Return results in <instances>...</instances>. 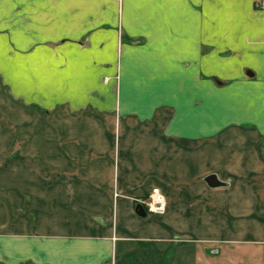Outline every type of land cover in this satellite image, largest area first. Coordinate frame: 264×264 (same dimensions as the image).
Returning <instances> with one entry per match:
<instances>
[{"label": "crops", "instance_id": "crops-1", "mask_svg": "<svg viewBox=\"0 0 264 264\" xmlns=\"http://www.w3.org/2000/svg\"><path fill=\"white\" fill-rule=\"evenodd\" d=\"M118 1L126 40L112 35L101 49L97 39L70 55L0 35V75L23 101L58 107L61 121L47 129L50 154L27 187L7 186L20 178L0 166V264H209L212 254L232 260L235 247L253 255L264 246V10L256 7L264 0L109 4ZM103 71L119 76L115 96L99 82ZM97 94L105 131L64 127L84 120L73 115ZM112 109L155 125L153 135L132 143L124 123L126 142L103 144ZM81 135L93 137L74 139ZM211 174L227 186L208 187ZM153 188L164 213L138 217L135 199Z\"/></svg>", "mask_w": 264, "mask_h": 264}, {"label": "rangeland", "instance_id": "rangeland-1", "mask_svg": "<svg viewBox=\"0 0 264 264\" xmlns=\"http://www.w3.org/2000/svg\"><path fill=\"white\" fill-rule=\"evenodd\" d=\"M109 1L111 0H0V35L7 40L13 38L14 34H21L22 37L30 36V42H36L35 44L38 47L48 46L50 48L53 46L52 52L57 47L59 49L66 46L64 53H68L69 51L70 55L80 46L89 47V44L94 45V41L97 39L101 41L95 42L96 46L101 49L105 44L107 45V42L111 41L109 39L112 38V35H114L115 39L119 36L118 42L126 40L125 37L122 39L119 35V22L121 21L120 2L118 1V7L116 8L114 5L109 4ZM256 7L264 10V1L257 2ZM109 27L110 29H108ZM78 29L79 35L73 37V33H76L75 31ZM104 29L106 32L103 35L104 32L101 30ZM116 29H118L117 33H115ZM138 42L139 40H132L130 44L134 45ZM122 44L116 46V52H122ZM117 47L119 48L117 49ZM6 51L9 52L7 56L14 55L13 48H7ZM90 63L89 66H96L97 64ZM71 65L72 62H70ZM102 73L99 82L102 84L106 82L109 95L114 94L115 96L119 90L120 83L118 74L112 73L109 76L104 71ZM42 76L44 75L42 74ZM110 79L114 82H111ZM93 98V102L97 105L94 104L93 107L88 105L79 109V111L76 110V114L74 113L73 115L75 117L79 114L80 119L84 117V120L74 121L69 119L65 121L68 124L64 127L71 126L73 129L88 128L91 131L90 133H93V130L95 131V128L99 126V129L105 131L104 127L106 125L102 127L97 120V112L99 111L97 107H103L101 104L105 101V96L97 94ZM63 107L67 108L64 105ZM57 108L50 111L41 104L23 101L21 90H15L13 81L8 79L7 76L0 75V166L4 168L5 165L7 166L10 163V169L13 168L10 170V173L12 172L13 176L15 175L14 173H17L20 178H17L18 182L16 184H6L7 186L27 187V184L23 185V181L27 177L26 175H30V180L34 171L40 170L37 168L39 163H43L45 167V162H40V159H45L50 154L47 149L49 147L48 143H50V137L46 134L47 129L57 127V122H61L55 120ZM112 111L109 112L112 115H108L109 117H107L106 121L108 128L107 135L105 133L100 134L103 144L116 147L118 142H126L125 136H120L119 132L122 124L125 129L124 123L129 129L130 141L132 140V143L136 142V138L144 140L150 138V133L153 135L152 132L155 131V125L143 127L137 124L136 121L129 120L128 118L123 121L117 118L113 109ZM60 124L63 126L62 123ZM141 133H144L142 138L140 137ZM91 137L93 136L81 135L74 136V139H85L87 144L91 141ZM260 142L261 145L264 144V138ZM114 155L115 153H111L109 158ZM17 167H19V173ZM41 174L47 175L46 172H42ZM150 192L146 195L147 197L145 196L146 198L142 196L135 199V204L141 205L146 213L144 203L148 199ZM118 194L113 193V198H116ZM251 248L255 249L253 255L243 254V250L249 249V247L233 248L230 254L235 253L237 255L239 253L240 256H237L238 259L232 255L230 256V258H233L232 260L229 257L217 255L216 251H213L216 254H212V260H210L209 264H264V246L263 248ZM220 251L222 253L224 250L220 249Z\"/></svg>", "mask_w": 264, "mask_h": 264}, {"label": "built area", "instance_id": "built-area-1", "mask_svg": "<svg viewBox=\"0 0 264 264\" xmlns=\"http://www.w3.org/2000/svg\"><path fill=\"white\" fill-rule=\"evenodd\" d=\"M144 205L148 214L160 215L165 209L164 198L157 189H153L150 192L148 199L145 201Z\"/></svg>", "mask_w": 264, "mask_h": 264}, {"label": "water", "instance_id": "water-1", "mask_svg": "<svg viewBox=\"0 0 264 264\" xmlns=\"http://www.w3.org/2000/svg\"><path fill=\"white\" fill-rule=\"evenodd\" d=\"M204 181H205L206 185L210 188L227 186V183L218 181L216 175H214V174H211V175H208L207 177H205ZM134 211L140 217L146 216L145 210L139 204H136V206L134 207Z\"/></svg>", "mask_w": 264, "mask_h": 264}]
</instances>
